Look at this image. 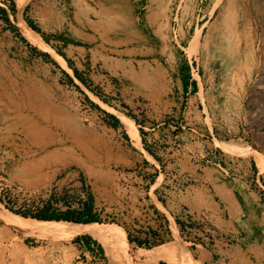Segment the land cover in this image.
<instances>
[{
    "label": "rangeland",
    "instance_id": "rangeland-1",
    "mask_svg": "<svg viewBox=\"0 0 264 264\" xmlns=\"http://www.w3.org/2000/svg\"><path fill=\"white\" fill-rule=\"evenodd\" d=\"M263 5L0 0V264H136L161 245L172 257L155 264H200L199 243L222 240L264 264ZM89 196L134 263L88 233L10 226L13 211L78 209ZM216 208L218 223L205 216Z\"/></svg>",
    "mask_w": 264,
    "mask_h": 264
},
{
    "label": "bare ground",
    "instance_id": "bare-ground-1",
    "mask_svg": "<svg viewBox=\"0 0 264 264\" xmlns=\"http://www.w3.org/2000/svg\"><path fill=\"white\" fill-rule=\"evenodd\" d=\"M252 1H254V0H252ZM160 2H158V3H160ZM24 3H25V0H20L21 6H23ZM229 6H230V4H229ZM263 8H261V9L264 10ZM19 26L22 29L23 35L27 38L28 41H30L32 43H38L40 45H47L46 42L42 39V37L39 34H37L35 31L30 29L26 23L21 21ZM254 55H255V53H254ZM56 56H57V59H59L61 62H63V59L61 58V56H59V55H56ZM252 57H253V54H252ZM132 134H133V136H136V132L134 130H132ZM231 147H233V146H231ZM234 147H236V146L234 145ZM8 220H9L10 226L12 228H15L16 230L20 231V233L21 232L26 233L27 235L29 234V235H36V236H38V235L57 236V235H67V234H74V233H88L89 235H91L95 239L99 240L103 244V247L105 248V251H106V255L110 259H115L116 256L119 257V255H123V258L126 259V263L127 262L134 263L135 258L138 256V253H136V252L133 253L130 250L124 248L122 246V244L115 237H113L111 234L106 232L97 222H92V223H88V224H79V223H73V222H69V221L37 220V219L24 218V217L15 215V214H8ZM170 249H171L170 246L167 248L165 245L158 246L155 248V250L143 249L142 251H143V254L145 257L140 261V263H136V264H144V263L145 264H155L159 259L161 260L167 256L170 257L171 256L170 254L173 253V250H170ZM189 256H191V255H189ZM174 260H175V258H174ZM121 261H123V260H121ZM177 262H179V261H177ZM171 263H172V261H171ZM179 264H191V259H189L188 261L182 259V261Z\"/></svg>",
    "mask_w": 264,
    "mask_h": 264
},
{
    "label": "crops",
    "instance_id": "crops-1",
    "mask_svg": "<svg viewBox=\"0 0 264 264\" xmlns=\"http://www.w3.org/2000/svg\"><path fill=\"white\" fill-rule=\"evenodd\" d=\"M74 33L76 37L83 38L86 41L97 40L95 36L86 32H81L78 30L74 31ZM201 189L205 190V186H202ZM225 191L226 195L231 199L230 201H232L231 203H229L230 206H226L225 208L231 211L233 213V216H235L236 214H238L237 211L240 203L234 196H232L230 190H228V192L227 190ZM205 214V216L209 219H215L217 223L220 221L219 208L212 209L211 212H205ZM229 223L231 224L232 222L230 221ZM222 225L226 226L227 223L222 222ZM228 227H230L229 224ZM202 240L203 239H201L200 241ZM197 252H199L200 264H260V262L255 261V258H253L251 254L241 249L238 245L234 246L233 244L225 243L223 240L222 242H216L215 244L210 245H207V243L202 241V243H199V250H197Z\"/></svg>",
    "mask_w": 264,
    "mask_h": 264
},
{
    "label": "trees",
    "instance_id": "trees-1",
    "mask_svg": "<svg viewBox=\"0 0 264 264\" xmlns=\"http://www.w3.org/2000/svg\"><path fill=\"white\" fill-rule=\"evenodd\" d=\"M0 13H3L5 20L9 21V17L7 15V11L5 9L0 8ZM28 24L35 30L39 31V29L30 21H27ZM69 61L67 58H65ZM75 74L78 76V72L75 70ZM196 85V82H194ZM114 121V125H119L120 120L118 117L112 114H108ZM128 137V136H127ZM13 211V210H12ZM17 215L26 218H33L38 220H56V221H69L79 224H88L92 222H100L98 216L94 214V204L92 196H89L88 200H84L81 202V206L78 209H68L66 211H57V209L53 206L52 202H47L44 206L38 209L37 212H22V211H13ZM116 236V234H115ZM118 239L119 236H117ZM80 240H84L86 243V247L89 251L92 250L91 244L92 242H96L91 236H83L79 238ZM140 246H143L141 242H138ZM100 251L104 252L103 248L100 247Z\"/></svg>",
    "mask_w": 264,
    "mask_h": 264
}]
</instances>
